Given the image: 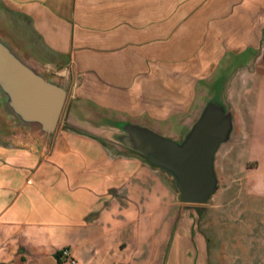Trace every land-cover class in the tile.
<instances>
[{
  "label": "crops",
  "instance_id": "0c3cea01",
  "mask_svg": "<svg viewBox=\"0 0 264 264\" xmlns=\"http://www.w3.org/2000/svg\"><path fill=\"white\" fill-rule=\"evenodd\" d=\"M0 27L27 56L68 69L73 104L107 111L87 121L72 111L48 148L0 121V264H208L200 216L211 198L182 203L167 176L104 126L131 120L162 134L184 126L180 140L202 108L192 113L194 104L239 57V102L227 82L220 100L233 113L226 143L240 148L242 175L264 172V0H0ZM185 60L208 72L194 80L184 113L112 112L109 104H152L154 77Z\"/></svg>",
  "mask_w": 264,
  "mask_h": 264
},
{
  "label": "water",
  "instance_id": "95a60500",
  "mask_svg": "<svg viewBox=\"0 0 264 264\" xmlns=\"http://www.w3.org/2000/svg\"><path fill=\"white\" fill-rule=\"evenodd\" d=\"M70 85L67 68L54 70L27 56L0 27V121L9 134L48 148ZM122 121L111 140L165 174L182 203L202 205L216 193L215 156L234 126L232 109L223 101L208 99L180 140Z\"/></svg>",
  "mask_w": 264,
  "mask_h": 264
},
{
  "label": "rangeland",
  "instance_id": "374dc122",
  "mask_svg": "<svg viewBox=\"0 0 264 264\" xmlns=\"http://www.w3.org/2000/svg\"><path fill=\"white\" fill-rule=\"evenodd\" d=\"M2 30L15 41L10 30ZM233 60L231 67L220 70V78L208 99L220 101L225 85L230 84L233 90L238 91L236 98L239 102L241 63L239 57ZM193 64V61L186 60L179 61L178 65L170 62L168 74L155 76L152 104H109L114 110L112 112H128L129 117L135 118L141 112L148 111L158 119L184 113L193 98L194 80L198 74L208 72V66L196 69L198 63ZM71 80L73 81L72 76ZM69 91L58 130L63 127L62 122L72 111L74 117L85 121L102 111L107 112L96 107V104H73L74 94ZM194 105L192 113L197 112L204 104ZM183 127L176 126L173 132L163 133L179 139ZM244 161L240 148L231 142L222 144L216 153L215 169L220 179L219 187L200 216L209 238L208 264H264V172L259 171L251 178L242 175L241 170L246 167ZM231 178L234 180L231 181ZM168 180L170 182L169 178Z\"/></svg>",
  "mask_w": 264,
  "mask_h": 264
},
{
  "label": "flooded vegetation",
  "instance_id": "af4514ba",
  "mask_svg": "<svg viewBox=\"0 0 264 264\" xmlns=\"http://www.w3.org/2000/svg\"><path fill=\"white\" fill-rule=\"evenodd\" d=\"M123 121L122 120H110L104 127L105 130L107 131V135L111 138L114 139L117 135L118 128L122 125Z\"/></svg>",
  "mask_w": 264,
  "mask_h": 264
},
{
  "label": "built area",
  "instance_id": "2783aa9c",
  "mask_svg": "<svg viewBox=\"0 0 264 264\" xmlns=\"http://www.w3.org/2000/svg\"><path fill=\"white\" fill-rule=\"evenodd\" d=\"M61 257L64 259H68L70 260V262L74 263L73 258L70 255V252L67 248L62 249L61 253H60Z\"/></svg>",
  "mask_w": 264,
  "mask_h": 264
}]
</instances>
